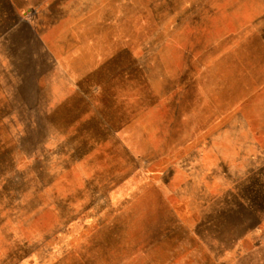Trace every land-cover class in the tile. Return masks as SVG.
I'll use <instances>...</instances> for the list:
<instances>
[{
	"label": "rangeland",
	"instance_id": "rangeland-1",
	"mask_svg": "<svg viewBox=\"0 0 264 264\" xmlns=\"http://www.w3.org/2000/svg\"><path fill=\"white\" fill-rule=\"evenodd\" d=\"M0 264H264V0H0Z\"/></svg>",
	"mask_w": 264,
	"mask_h": 264
}]
</instances>
